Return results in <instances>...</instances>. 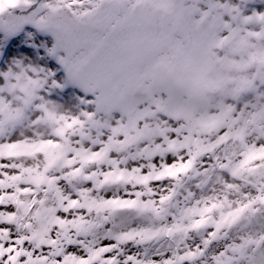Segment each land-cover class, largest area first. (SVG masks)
Returning <instances> with one entry per match:
<instances>
[{
    "label": "snow or ice",
    "instance_id": "obj_1",
    "mask_svg": "<svg viewBox=\"0 0 264 264\" xmlns=\"http://www.w3.org/2000/svg\"><path fill=\"white\" fill-rule=\"evenodd\" d=\"M0 264H264V0H0Z\"/></svg>",
    "mask_w": 264,
    "mask_h": 264
}]
</instances>
